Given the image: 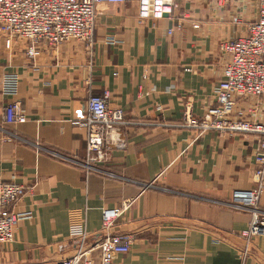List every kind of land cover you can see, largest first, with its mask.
I'll list each match as a JSON object with an SVG mask.
<instances>
[{
	"label": "crops",
	"instance_id": "0c3cea01",
	"mask_svg": "<svg viewBox=\"0 0 264 264\" xmlns=\"http://www.w3.org/2000/svg\"><path fill=\"white\" fill-rule=\"evenodd\" d=\"M174 1L173 15L143 23L135 1L98 5L91 53L71 41L40 44L31 55L29 44L8 49L0 35V179L27 188L8 212L32 216L19 223L13 243L0 245V264L67 260L84 237L90 247L100 241L103 210L124 204L129 209L116 231L135 241L112 264H242L236 249L251 214L228 204L234 192L257 187V141L214 132L198 137L181 124L186 112L201 118L216 105L225 65L219 45L246 34L249 0H239L236 10L216 0ZM6 73L19 75L24 124L4 121L13 100L2 92ZM106 93L110 107L134 125L127 149L88 172L77 165L87 153V101ZM245 264H264V236Z\"/></svg>",
	"mask_w": 264,
	"mask_h": 264
},
{
	"label": "built area",
	"instance_id": "2783aa9c",
	"mask_svg": "<svg viewBox=\"0 0 264 264\" xmlns=\"http://www.w3.org/2000/svg\"><path fill=\"white\" fill-rule=\"evenodd\" d=\"M130 1L137 3L139 23L160 21L173 15L176 8L174 0H0V29L8 49L16 41L26 43L29 44L27 51L32 55L34 47L40 44L58 48L75 41L82 43L91 53L96 45L97 6ZM216 1L223 6L234 0ZM249 1L254 4L255 18L248 24L246 34L219 45L225 65L222 79L214 89L216 105L208 108L201 118H194L186 112L181 124V127L195 131L198 137L214 132L251 136L257 141V168L253 175L257 187L234 192L228 204L251 214L248 229L241 233L243 247L236 249L242 264L251 258L255 239L264 236V211L260 207V198L264 194V0ZM194 28L199 26L194 25ZM108 42L114 43L113 40ZM19 83L17 73L4 74L2 92L13 99L4 109L7 125L27 122L18 98ZM109 101L107 93L90 96L87 101L84 118L88 129L87 153L85 161L77 165L88 172L97 171L96 165L108 161L113 151L126 150L128 146L127 129L134 123L128 120L122 109L110 107ZM252 101L245 109L239 106ZM154 125L169 127L166 123ZM65 160L76 163L75 160ZM26 192L24 185L0 179V245L13 243L19 223L32 217L31 213L8 212ZM128 209L129 204H124L121 208L103 210L100 241L90 247L84 237L75 255L57 264H112L117 255L129 253L134 236L116 231L117 221Z\"/></svg>",
	"mask_w": 264,
	"mask_h": 264
},
{
	"label": "rangeland",
	"instance_id": "374dc122",
	"mask_svg": "<svg viewBox=\"0 0 264 264\" xmlns=\"http://www.w3.org/2000/svg\"><path fill=\"white\" fill-rule=\"evenodd\" d=\"M239 0H234L233 2L227 3L225 4L224 8L226 9H233L236 10L237 7H240V5H238ZM242 5V4H241ZM246 5V16H245V20L244 22H247L248 24L255 18V8H254V4H252L250 1H246L245 3ZM0 35H3L5 38V35L3 34L2 30L0 29Z\"/></svg>",
	"mask_w": 264,
	"mask_h": 264
}]
</instances>
